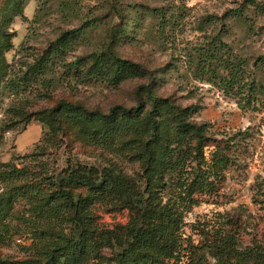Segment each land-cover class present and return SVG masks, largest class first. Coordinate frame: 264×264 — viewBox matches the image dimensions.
Segmentation results:
<instances>
[{"label": "rangeland", "instance_id": "rangeland-1", "mask_svg": "<svg viewBox=\"0 0 264 264\" xmlns=\"http://www.w3.org/2000/svg\"><path fill=\"white\" fill-rule=\"evenodd\" d=\"M63 36V53L53 54L51 46ZM213 43L228 46L220 57L245 62L246 83L264 82V69L256 68L264 55V0H0V264H46L57 246L76 239L74 212L62 208L60 200L48 201L69 168L93 167L129 180L132 195L146 190L149 166L145 149L141 152L148 138L119 133L105 146L66 116L53 127L47 120L63 102L108 114L115 107L138 106L139 93L150 109L151 100L139 91L147 86L163 100L165 149L182 141L166 157L171 161L182 154L187 171L196 166L201 145L193 131L178 129L179 117L202 129L206 156L216 142L225 146L239 131L251 129L252 137L223 173L219 192L197 194L198 203L183 214L184 238L205 251V264H217L205 247L213 242V229L217 237L234 235L239 250L264 244V210L253 203L252 191L256 178H264V111L241 110L239 97L226 95L219 80L201 79L205 72L196 65ZM112 56L145 73L114 84ZM80 58L88 67L97 58L104 62L98 80L69 71ZM180 171L150 184L163 204L175 198ZM121 198L112 195L90 208L88 235L98 246L71 264H118L133 242L137 216ZM218 213L228 216L221 229Z\"/></svg>", "mask_w": 264, "mask_h": 264}, {"label": "trees", "instance_id": "trees-1", "mask_svg": "<svg viewBox=\"0 0 264 264\" xmlns=\"http://www.w3.org/2000/svg\"><path fill=\"white\" fill-rule=\"evenodd\" d=\"M161 16V13H160ZM215 42V41H214ZM67 40L63 36L52 46V53H63ZM228 49L223 43H213L205 50L204 55H200L199 63L196 65L197 71L203 74L201 79L211 75L213 79L219 80L220 88L226 95L239 97L238 105L241 110L261 113L264 111V82H256L252 79L245 82L247 70L244 61L232 62L231 57L227 59L219 54L222 50ZM109 62V69L115 70L113 83L118 84L124 78L141 76L145 70L131 61L112 56ZM105 66L100 58L88 67L86 58H80L69 65V71L75 73L79 78L86 81L99 79L102 75L100 71ZM257 69H264V55L258 59ZM151 100L150 109L142 102L139 93V104L136 107L125 108L115 107L108 114L89 112L83 107L73 106L66 102L61 103L56 108L50 110L52 119L47 120L50 127L59 121L61 116H66L72 122L78 124L82 133L88 136L94 143L105 146L111 145L115 136L119 133L134 137H146V142L142 144L141 155L146 152V161L149 166L147 188L144 192H137L132 195L133 184L129 180H124L112 173L100 172L98 169L87 166H77L66 171L67 178H62L58 190L53 196L48 197L60 200L58 204L65 210L74 212L73 221L77 228L76 239H71L63 246H57L50 254L46 264H71L80 262L87 253H94L97 244H91L90 232L87 229V220L90 218V208L97 202H105L113 196H123L127 206L135 211L137 216L132 219V244L125 249L118 264H205V251L199 250L196 246L184 238L183 228L185 226L182 217L198 203L195 196L217 194L220 185L224 180L223 173L227 171L236 158L239 146L247 139L251 138V129L230 137L225 146L222 142H216L215 148L206 156L203 141L205 136L202 129L182 120L179 117L178 129L182 133L193 131L201 145L195 157L196 166H192L190 171L184 169L186 160L182 154L174 160L167 159V152H176L181 146L179 142L176 149H165L166 139L162 136L163 123L160 121V111L163 100L147 87H140ZM44 121V120H42ZM202 142V144H201ZM197 147V146H196ZM197 149V148H196ZM181 168L179 183L173 194L175 198L169 199L163 204L158 191L150 189V184L157 180H163L165 173ZM17 175V169H12ZM173 180V179H172ZM171 180V181H172ZM65 183V184H64ZM186 183V185H184ZM73 186V188H72ZM72 189H79L74 194ZM86 191L84 194L81 191ZM254 193L253 203L264 210V178L257 177L252 185ZM131 202V204H129ZM218 226L226 223L228 216L218 213ZM82 224V225H80ZM213 232V242H208L209 254L217 260V264H231L232 258H238L240 262L253 260L256 264H264V244L248 246L244 250L237 248L234 235H220ZM202 248V246H201ZM98 257V256H97ZM204 260V262H203ZM1 264H8L2 262ZM237 264V263H235Z\"/></svg>", "mask_w": 264, "mask_h": 264}]
</instances>
